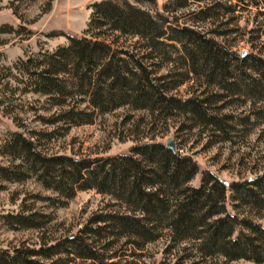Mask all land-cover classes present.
I'll list each match as a JSON object with an SVG mask.
<instances>
[{
    "label": "trees",
    "instance_id": "1",
    "mask_svg": "<svg viewBox=\"0 0 264 264\" xmlns=\"http://www.w3.org/2000/svg\"><path fill=\"white\" fill-rule=\"evenodd\" d=\"M189 1L200 4L209 0H169L155 12L147 9L154 0L93 3L89 5L91 11L83 35L66 36L65 46L18 59L6 70L14 72L22 93L44 96L52 106L64 104L66 91L61 75L69 73L80 87L87 88L84 94L88 104L100 114L127 106L132 111L147 112L155 120L184 115L194 124L221 130L218 120L206 113L202 104L168 95L178 84L166 86V75L156 76L149 66L160 64L159 61L166 64L172 60L173 51L181 50L180 59L187 63L189 72L197 74L196 66L201 62V68L209 72L208 80L218 75L216 82L222 89L264 97V59L247 53L238 57L200 31L174 25L171 14L186 8ZM231 1L255 7L262 2ZM215 5L196 15L207 19ZM258 12L264 16V12ZM3 30L10 29L0 27V32ZM120 37L136 38L135 43H141L140 50L145 55L128 47L121 49ZM143 60L156 64L146 67ZM228 61L239 62L236 80H226ZM246 70L253 75H246ZM86 117L87 114L71 108L42 120L49 124H76ZM127 153L94 159L47 156L21 133L7 134L0 143V156L10 158V164L0 165V192L6 184L23 182L32 174L42 188L56 195L50 201L59 206H64L75 191L94 190L111 197L123 207V212L97 215L76 235L63 237L49 246L0 248V264H57L45 262L55 256H64L59 264H70L74 259L106 264L104 260H113L116 255H98L84 238L88 234L106 233L142 249L162 237L164 230L172 245L195 243L196 254L202 260L220 257L224 262L264 264V226L228 210V206L264 210V171L245 181L225 184L202 170L198 184L190 187L187 184L197 174V164L176 149L171 152L162 141L138 142ZM46 222L44 215L26 213L25 208L0 213V224L8 230H38Z\"/></svg>",
    "mask_w": 264,
    "mask_h": 264
},
{
    "label": "rangeland",
    "instance_id": "2",
    "mask_svg": "<svg viewBox=\"0 0 264 264\" xmlns=\"http://www.w3.org/2000/svg\"><path fill=\"white\" fill-rule=\"evenodd\" d=\"M100 1L103 0H0V27L10 29L0 32V143L7 134L17 131L32 140L44 155L94 159L128 154V149L138 142L152 139L165 143L171 139L180 155L197 164V174L187 184L190 187L198 184L202 170L209 171L225 184L242 182L264 171L263 95L244 96L241 90L231 93L222 89L216 82L218 75L214 74L208 80L209 72L207 68H201V62L197 63V74L189 72L187 63L180 59L183 57L181 50L178 53L173 51L172 60L166 64L159 61L160 64L148 69L155 71L156 76L166 75V86L178 84L168 95L202 104L204 111L218 120L221 130L212 125L194 124L184 115L166 121L155 120L147 112L132 111L127 106L100 114L89 106L84 94L87 88L80 87L69 73L61 75L66 91L62 106L50 105L44 96L21 92V86L14 80L18 78L6 69L18 59L50 53L58 46H65L66 36L83 35L91 11L89 5ZM168 1L154 0L147 9L155 12ZM188 3L186 8L171 14L174 25L200 31L238 57L244 51L264 59V16L259 14L255 4L248 6L231 0ZM214 3L216 5L207 19L196 15ZM135 42L136 38L129 37L118 40L121 49L128 47L145 55L140 50L141 43ZM175 57L179 59L173 60ZM143 62L146 67L156 64L149 60ZM238 63L228 61L227 81L237 79ZM245 73L250 77L253 75L249 70ZM71 108L87 114L88 118H82V122L76 124L65 121L49 124L42 120ZM9 164L10 158L0 156L1 166ZM50 199H56V195L42 188L32 174L23 182L6 184L5 190L0 192V213L25 208L26 213L44 215L47 222L41 229L26 231L8 230L0 224V248L49 246L63 237L76 235L97 215L123 212V207L111 197L94 190L75 191L64 206ZM228 210L264 226V210L249 211L248 208L232 206H228ZM84 238L98 255H116L113 260H104L106 264H253L244 260L224 262L220 257L202 260L196 254L195 243L172 245L166 237V230L162 237L142 249L125 244V239L115 240L106 233L99 236L88 234ZM63 259L64 256H55L45 262L59 264ZM70 264L92 262L74 259Z\"/></svg>",
    "mask_w": 264,
    "mask_h": 264
},
{
    "label": "water",
    "instance_id": "3",
    "mask_svg": "<svg viewBox=\"0 0 264 264\" xmlns=\"http://www.w3.org/2000/svg\"><path fill=\"white\" fill-rule=\"evenodd\" d=\"M246 52H242L241 53V56L244 55ZM165 146L168 150H170L171 152L174 151V145L172 143V140L171 139H167L166 142H165Z\"/></svg>",
    "mask_w": 264,
    "mask_h": 264
},
{
    "label": "built area",
    "instance_id": "4",
    "mask_svg": "<svg viewBox=\"0 0 264 264\" xmlns=\"http://www.w3.org/2000/svg\"><path fill=\"white\" fill-rule=\"evenodd\" d=\"M262 2L260 3V4H258L257 5V7H256V9L258 10V11H262V12H264V4H263V1L264 0H261Z\"/></svg>",
    "mask_w": 264,
    "mask_h": 264
}]
</instances>
